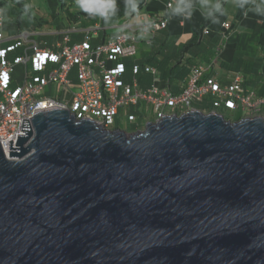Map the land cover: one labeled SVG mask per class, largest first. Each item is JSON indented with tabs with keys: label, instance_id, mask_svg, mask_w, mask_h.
<instances>
[{
	"label": "water",
	"instance_id": "95a60500",
	"mask_svg": "<svg viewBox=\"0 0 264 264\" xmlns=\"http://www.w3.org/2000/svg\"><path fill=\"white\" fill-rule=\"evenodd\" d=\"M162 118L23 120L0 145V264H264V117Z\"/></svg>",
	"mask_w": 264,
	"mask_h": 264
},
{
	"label": "built area",
	"instance_id": "2783aa9c",
	"mask_svg": "<svg viewBox=\"0 0 264 264\" xmlns=\"http://www.w3.org/2000/svg\"><path fill=\"white\" fill-rule=\"evenodd\" d=\"M167 21L166 17L152 15L135 22L128 20L116 25L120 31L97 44L91 43L92 28L84 31L81 42L70 44L67 34L50 46H41L33 39L38 31H22L14 36L0 31V144L4 151L13 150L11 141L12 147L20 148L16 146L18 135L29 134L22 130L23 120H28L33 130L34 114L56 107L69 109L77 119L110 130L118 121L129 122L135 126L134 131H142L148 122L160 121L162 116L188 113L205 100L216 109H240L249 116L261 114L264 96L245 88L240 75L226 85L213 77L202 81L210 64L199 60L191 64L188 81L178 93L159 85L160 72L154 66L134 63L129 70L125 60L135 57L137 45L150 43ZM2 23L0 12V26ZM8 41L12 42L1 45ZM17 66L24 68L22 81L15 74ZM143 70L153 78L145 88L139 78ZM54 84L62 93L69 90V101L48 94Z\"/></svg>",
	"mask_w": 264,
	"mask_h": 264
},
{
	"label": "crops",
	"instance_id": "0c3cea01",
	"mask_svg": "<svg viewBox=\"0 0 264 264\" xmlns=\"http://www.w3.org/2000/svg\"><path fill=\"white\" fill-rule=\"evenodd\" d=\"M168 2H172L169 12L166 7ZM99 3L103 7L99 15L96 12L92 13L93 15L75 19L65 15L61 21H55L58 25L59 36L70 32L72 35L75 32L83 33L82 31L86 28L100 23L104 29L101 27L98 29L92 42L97 37L104 40L110 33L115 34L120 31L116 25L126 22L125 20L119 22L124 15H129L128 20L135 22L141 17L147 19L150 15L160 16L166 15L168 12L169 21L165 28L156 31L150 43L140 42L137 45V55L131 60H127L128 65L135 62L148 64L149 61H156L159 64L162 63L164 68L166 67L165 71H168V66H172L180 59L182 62H190L191 54H185L186 51L182 47L190 43L205 23L209 34L204 35V47H193L192 51L188 49V52H201L202 59L210 64L206 76H214L221 85H226L231 82L233 75L241 73L244 85H254L257 93L264 96V0H113L110 3L103 1ZM89 4H91V0H82L83 7L76 12L79 13ZM5 7L2 9L4 20L0 30L7 36H14L21 31V28L18 27V19L21 15L14 6L10 5L9 11L5 10ZM7 14H13L14 18L7 20L8 24L6 25ZM100 14L105 15V20L102 23ZM135 14H138L139 18ZM110 19L112 22L107 23ZM44 23H47L46 20L38 28H41ZM113 28L117 31H108ZM22 29H27V27ZM102 34L104 35L102 36ZM142 43L145 44L144 48ZM42 44L44 46L52 45L48 41H44ZM158 68L162 71V68ZM175 74H177L176 70H174ZM149 76L145 78L146 83H142L143 80H140L141 87L145 88L151 84V76ZM71 79L75 80V76L71 75ZM165 83L166 81L160 76L159 85L164 86ZM177 83L175 81L174 84L172 81V89L180 92L181 86L184 84L180 83V86Z\"/></svg>",
	"mask_w": 264,
	"mask_h": 264
},
{
	"label": "rangeland",
	"instance_id": "374dc122",
	"mask_svg": "<svg viewBox=\"0 0 264 264\" xmlns=\"http://www.w3.org/2000/svg\"><path fill=\"white\" fill-rule=\"evenodd\" d=\"M27 2L31 8L29 12H27V9H25L24 7H21L20 4H18L14 0H7L5 10L9 11L10 5L16 7L19 13L22 12V16H23V19L25 20L26 27H27V30H21V31H38L40 34L34 35L33 38L37 40L39 43L48 41L50 44H53L55 41L60 39V36H58V31H57L58 25L55 23V21L58 22L64 19L65 14H67L68 11L76 12V11H79L83 7L82 0H27ZM91 3L94 5L93 0H91ZM100 7H95L96 12L101 13V11L103 10V7L101 8ZM30 14L35 15L37 19H42V18L45 19L47 23H44V25L41 28L32 27L35 21L30 19L29 17ZM90 15H93V14H90ZM77 16H79L78 18H81L82 14H79ZM5 18H6L5 24L7 25L8 23L6 21L12 20L14 18V15L7 14ZM128 19H129V15L128 16L124 15V17L120 19L119 22L123 20L127 21ZM110 22H112L111 19L107 21V23H110ZM109 31L115 32L117 31V29L113 28V29H109ZM142 47L143 48L145 47L144 43H142ZM200 61L204 64H208L206 61H204V59H201ZM186 62L187 61L181 62L177 70L179 69V71L182 72L183 68H186V70L188 71V69H190V66ZM15 74L18 77V79L22 81L23 78L25 77L24 68L22 66H17L15 69ZM188 74L189 73H187L184 79H181V77H178V79L176 80L178 82L177 85L181 86V84H186L188 81ZM126 78L128 79V75ZM47 92L48 94H53L56 96L61 95L64 101H69L71 98V94L69 90L62 93L61 88L58 84H54L52 87H49ZM201 105L207 106L209 105V103L202 102ZM211 110H212V106H210L207 111L209 112ZM259 112L264 113V105L262 106ZM219 113L223 114L225 119L232 120V121L240 120L241 118L245 116V113H243V111L240 109L236 110L234 113L221 109L219 110ZM112 128L122 129L126 132L131 133L135 129V126L129 122L118 121L116 125L112 126Z\"/></svg>",
	"mask_w": 264,
	"mask_h": 264
},
{
	"label": "trees",
	"instance_id": "16d2710c",
	"mask_svg": "<svg viewBox=\"0 0 264 264\" xmlns=\"http://www.w3.org/2000/svg\"><path fill=\"white\" fill-rule=\"evenodd\" d=\"M14 1H16L18 4H20V6L21 7H24L25 9H27V12H29V10L31 9L30 8V6H29V4H28V2H27V0H14ZM101 1H103V2H111V1H113V0H101ZM100 2V1H99ZM102 3V2H101ZM6 4H7V0H0V11H1V16H2V9L6 6ZM100 4V3H99ZM97 5L96 7H100V5ZM139 4H140V2H139ZM142 4H143V1H142ZM16 8V7H15ZM136 10V8L134 9V11ZM92 13H96V8L94 7V5L91 3V4H89L86 8H84L83 10H81L79 13H75V12H67V14H65L66 16H70V18L71 19H75L76 17H79V16H77V15H79V14H82V16H88V15H90V14H92ZM97 15H99V12H97L96 13ZM20 17H19V19H18V21H19V23H18V27L19 28H21L20 30H27V29H22V28H26V26L24 27V24H25V20L23 19V16H22V12H20ZM102 16V18H100V22L102 23L104 20H105V15H101ZM152 16H159V15H157V14H155V15H152ZM3 17V16H2ZM29 17H30V19L31 20H33V21H35V24L32 26V27H38L39 25H41V24H43V22L45 21L43 18L42 19H37L36 18V16L35 15H32V14H30L29 15ZM36 21H37V23H36ZM37 24V25H36ZM206 29V24L204 23L201 27H200V29L198 30V32L195 34V36L193 37V39L190 41V43L188 44V45H185L184 47H182L183 48V50L184 51H186V52H184L185 54H191L190 56H193V58H201L202 59V57H201V52H188V49L190 50V51H192V48L193 47H199V48H203L204 47V42H203V38L205 37L204 35H203V31ZM71 34V32L69 33V35ZM85 34L86 33H80V32H75L73 35L71 34V39H70V42H76L77 40H79V41H82L83 39H84V36H85ZM60 34H58V36H59ZM104 34H102V36H103ZM62 38V36H60V39ZM77 39V40H76ZM59 40V39H58ZM103 40L102 39H100L99 37H97V38H95L94 40H93V42H92V44H97V43H100V42H102ZM38 42V41H37ZM11 43V42H10ZM39 43V42H38ZM41 43V44H40ZM39 44L41 45V46H44L43 44H42V42H40ZM9 44V43H8ZM195 51H197V50H195ZM184 54V55H185ZM200 54V55H199ZM182 57V56H181ZM184 57V56H183ZM150 62V63H149ZM148 62V64H144L143 62L141 63V62H139V64H140V66L141 67H146V66H154V67H156L158 70H159V72H160V76H161V79H163L164 81H166V83H165V85H167L174 93H178L175 89L173 90L172 89V86H173V84H172V81H174V84H175V81L178 79V77H181V79H184L185 77H186V75H187V73H189L190 71V69H188V71L186 70V68H183V71L181 72V71H179V69L177 70V68L179 67V65H180V63L182 62V60L180 59L179 61H177L175 64H173L172 66L170 65V66H168V68L167 69H169L168 71H165V68H164V65L161 63V64H159L158 62H156V61H149ZM151 63H152V65H151ZM191 64V63H193L192 62V60L190 59V62H187V64ZM189 64V66H191ZM130 65L131 64H129V67H128V69L130 70ZM158 67H160V68H162V71L158 68ZM174 70H176V72H177V74H175L174 75ZM189 75V74H188ZM149 75L143 70L142 71V73H141V75H140V80L142 79L143 80V82L142 83H146V81H145V78L146 77H148ZM150 77V76H149ZM151 78V81H152V77H150ZM202 79V81H204L205 79H206V77L204 76V77H202L201 78ZM182 82H183V80H182ZM181 83V82H180ZM246 87H251L252 89H255V86L253 85V86H247V85H245ZM174 87H176L175 85H174ZM259 95V94H258ZM260 96V95H259ZM195 106L197 107V108H199V109H201V110H205V108L204 107H207V106H203V105H201V103H196L195 104Z\"/></svg>",
	"mask_w": 264,
	"mask_h": 264
},
{
	"label": "clouds",
	"instance_id": "9594fccd",
	"mask_svg": "<svg viewBox=\"0 0 264 264\" xmlns=\"http://www.w3.org/2000/svg\"><path fill=\"white\" fill-rule=\"evenodd\" d=\"M99 1H101V0H93V3H94V6L96 7L98 4H99ZM169 3V2H168ZM168 3H167V11L169 12L170 10H171V7H168ZM170 3H172V2H170ZM1 12V11H0ZM168 12L166 13V15H160V16H163L164 18L166 17V19L169 21V18H168V16H167V14H168ZM3 20H4V18H3ZM168 21H167V23H168ZM119 25V24H118ZM167 25V24H166ZM2 27V25L0 26V28ZM103 28L104 29V27H103V25H101L100 23L99 24H97V25H95V26H91V27H88V28H86V29H90V28H92L93 29V31H94V33H92V37H91V43H92V39L94 38V36H95V33L97 34V32H98V29H101V28ZM165 28V27H164ZM85 29V30H86ZM84 30V31H85ZM1 31V30H0ZM84 31H82V32H84ZM109 31V30H108ZM205 31H207V32H205ZM2 33H4L3 31H1ZM20 32H22V31H19L18 33H20ZM29 32V31H28ZM18 33H16L15 35H17ZM69 35V33H65L63 36H62V38L60 39V40H63V38H64V36L65 35ZM156 34V33H155ZM209 34V30L208 29H205L204 31H203V35H208ZM5 35V34H4ZM10 36H12V35H10ZM70 36V35H69ZM109 36V35H108ZM155 36V35H154ZM153 36V37H154ZM34 37V36H33ZM152 37V38H153ZM107 38V37H106ZM105 38V39H106ZM34 39V38H33ZM70 39H71V37H70ZM104 39V40H105ZM35 40V39H34ZM103 40V41H104ZM152 40V39H151ZM37 41V40H36ZM83 41V40H82ZM10 42H12V41H8V42H6V44H8V43H10ZM77 42H81V41H77ZM5 42H3L1 45H6V44H4ZM69 43L70 44H73V43H75V42H70L69 41ZM217 50L219 51V49L217 48ZM190 58L189 59H191L192 60V62H195V60H201L200 58H193V57H191V56H189ZM132 58H128V59H126L125 60V63H126V65H127V68L129 67V65H128V61L127 60H131ZM135 63H137V64H139L138 62H135ZM190 64V63H189ZM192 64V63H191ZM190 64V65H191ZM133 65V63H131V65L130 66H132ZM140 65V64H139ZM207 65H209V64H207ZM209 70V69H208ZM207 70V71H208ZM190 71V70H189ZM190 73V72H189ZM207 73V72H206ZM206 73L203 75V77L205 76L206 78H208V77H213V78H215L214 76H206ZM236 75H240L241 77H242V79H243V75L241 74V73H237V74H235V75H233L232 76V78H231V80L233 79V77H235ZM216 79V78H215ZM216 80H218V79H216ZM220 83V82H219ZM221 84V83H220ZM244 87L245 88H248V89H250L251 87H246L245 85H244ZM204 102H206V103H209L208 101H204ZM202 103V102H201ZM211 105L209 104L207 107H204L205 108V110H201V109H199V108H197L195 105H194V109H198V110H200V111H202V112H204V113H209V112H213V111H215V112H218L219 113V110H221V109H216V108H213L212 107V110L211 111H207L208 110V108L210 107ZM69 110V109H68ZM224 110H226V111H229V112H232V113H234L235 111H231V110H227V109H225L224 108ZM70 111V110H69ZM71 113V112H70ZM185 114V113H184ZM221 114V113H220ZM263 114V115H262ZM174 115H182V114H174ZM223 115V114H222ZM167 116H171V115H167ZM224 116V115H223ZM254 116H262V117H264V113H261V114H258V115H254ZM254 116H249V115H247L246 113H245V116L243 117V118H247V117H254ZM166 117V116H165ZM76 118V117H75ZM243 118H241V119H243ZM77 119V118H76ZM163 119V118H162ZM161 119V120H162ZM78 120H80V119H78ZM160 120V121H161ZM227 120V119H226ZM230 121H232V120H230ZM236 121H238V120H236ZM158 122V121H157ZM233 122H235V121H233ZM149 123H156V122H154V121H151V122H149ZM103 127V126H102ZM146 127H147V125L145 126V128L142 130V131H144V130H146ZM106 129V128H105ZM108 130H110V129H108ZM111 130H121V131H124V130H122V129H111ZM135 130V129H134ZM133 130V132H131V133H129V132H126L128 135H130V134H134V133H136V132H142V131H134ZM1 145V144H0ZM2 147V146H1ZM2 149H3V147H2ZM15 150V149H14ZM3 151H4V149H3ZM12 151V150H11ZM5 152V151H4ZM5 154H6V156L8 157V158H10V156H9V154H10V152L9 153H6L5 152Z\"/></svg>",
	"mask_w": 264,
	"mask_h": 264
}]
</instances>
